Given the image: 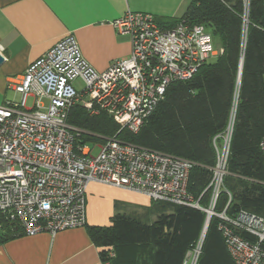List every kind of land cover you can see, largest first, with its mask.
I'll return each mask as SVG.
<instances>
[{
    "label": "built area",
    "instance_id": "1",
    "mask_svg": "<svg viewBox=\"0 0 264 264\" xmlns=\"http://www.w3.org/2000/svg\"><path fill=\"white\" fill-rule=\"evenodd\" d=\"M241 2L245 31L250 0ZM112 26L129 38L126 57L97 72L82 57L76 39L67 35L28 64L13 86L19 100L0 105V229L1 220L25 236L82 228L86 191L95 183L143 195L151 203L195 208L209 220L215 217L233 264H264V218L214 211L221 192L230 201L223 179L236 96L224 132L213 139L216 161L204 190H209L205 207L187 191L193 162L117 137L123 130L138 133L167 87L190 80L221 49L216 50L203 25L185 21L164 28L149 14L127 11ZM76 81L82 85L79 90L73 86ZM29 98L32 104L26 108ZM74 107L89 117L107 115L117 132L102 143L75 146L85 131L67 122ZM258 147L264 158V135ZM202 241L201 234L183 264H196Z\"/></svg>",
    "mask_w": 264,
    "mask_h": 264
},
{
    "label": "trees",
    "instance_id": "2",
    "mask_svg": "<svg viewBox=\"0 0 264 264\" xmlns=\"http://www.w3.org/2000/svg\"><path fill=\"white\" fill-rule=\"evenodd\" d=\"M264 0H250L244 31L241 0H192L179 21L203 25L214 47L221 49L212 63L202 65L188 81L170 84L164 98L136 134L121 131L120 140L190 160L187 191L202 207L216 152L213 139L222 134L236 96L227 158V175L214 211L234 217L243 211L264 218V158L258 144L264 135ZM242 59L240 79L239 64ZM69 125L85 131L74 145L102 143L118 126L105 114L89 117L74 107ZM155 218L142 222L136 214H116L110 226H87L86 234L100 249L102 264H183L202 234V211L166 203H152ZM147 210V211H150ZM146 216V215H145ZM144 216V217H145ZM148 218V217H147ZM212 217L207 225L196 264H233ZM21 236L13 223L1 220L0 243ZM244 238L252 240L247 235Z\"/></svg>",
    "mask_w": 264,
    "mask_h": 264
},
{
    "label": "crops",
    "instance_id": "3",
    "mask_svg": "<svg viewBox=\"0 0 264 264\" xmlns=\"http://www.w3.org/2000/svg\"><path fill=\"white\" fill-rule=\"evenodd\" d=\"M192 0H0V105L17 102L13 90L28 64L72 35L82 57L105 71L130 51L128 36L112 23L127 11L146 13L159 24L179 20ZM264 6V4H263ZM86 224L50 236L21 235L0 243V264H102L85 227H107L120 209L150 210L143 195L92 183L86 195ZM128 215V214H126Z\"/></svg>",
    "mask_w": 264,
    "mask_h": 264
},
{
    "label": "rangeland",
    "instance_id": "4",
    "mask_svg": "<svg viewBox=\"0 0 264 264\" xmlns=\"http://www.w3.org/2000/svg\"><path fill=\"white\" fill-rule=\"evenodd\" d=\"M215 48H216V47H215ZM216 50H217V48H216ZM215 58H216V57H211L209 60H207L206 63H212V62H214ZM73 86H74L75 89H77V90H79V89L82 88V85H81L80 81H76V82H74ZM42 102H43L44 104H46V101H45V100H43ZM31 104H32V100L29 98V99L27 100V102H26V108H29V107L31 106ZM95 153H96V150L93 151V154H95ZM156 206H157V205H154V208H153L152 210H150V211H147V210L143 209V207H142V208H138V207H137V208H135L134 211H130V209H120V210H118V212H119V213H126V214H128V215L136 214V216L139 215V219H140V221H142V222H152V221L154 220V218H155L154 209L156 208ZM116 214H117V211H116L115 215H116ZM145 215H146V216H145ZM144 216H145V217H144ZM147 217H148V218H147Z\"/></svg>",
    "mask_w": 264,
    "mask_h": 264
},
{
    "label": "water",
    "instance_id": "5",
    "mask_svg": "<svg viewBox=\"0 0 264 264\" xmlns=\"http://www.w3.org/2000/svg\"><path fill=\"white\" fill-rule=\"evenodd\" d=\"M2 62H3V58H2V56L0 55V64H1ZM241 65H242V59L240 60V64H239L238 80L240 79ZM208 222H209V219H206V222H205V225H204V228H203V231H202V235H203V237H204V234H205V231H206V228H207Z\"/></svg>",
    "mask_w": 264,
    "mask_h": 264
}]
</instances>
